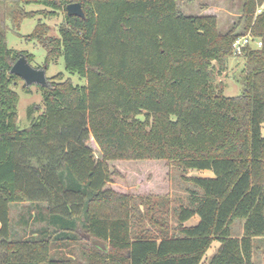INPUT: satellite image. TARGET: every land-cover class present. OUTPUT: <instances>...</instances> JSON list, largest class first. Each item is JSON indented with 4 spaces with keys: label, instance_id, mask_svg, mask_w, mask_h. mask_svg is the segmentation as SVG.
<instances>
[{
    "label": "trees",
    "instance_id": "1",
    "mask_svg": "<svg viewBox=\"0 0 264 264\" xmlns=\"http://www.w3.org/2000/svg\"><path fill=\"white\" fill-rule=\"evenodd\" d=\"M73 2L82 3L83 17L68 13ZM178 2L0 0V264H78L53 248L78 241L80 227L91 237L85 264H261L264 0L243 1V33L237 25L221 33L215 15H185ZM29 3L43 4L47 17L64 12L59 36L46 23L27 36L47 50L46 66L62 56L66 70L87 82L63 72L50 78L40 85L45 112L37 117L30 106V125L21 128L15 86L22 78L11 69L22 54L30 62L35 56L9 48L5 21L18 28L36 13L23 10ZM247 33L262 46L235 55L233 43ZM239 56L243 90L227 96L214 83L215 69ZM139 160L214 176L189 178L190 201L174 209L170 225L169 193L110 186L122 176L113 165ZM13 204H28L23 231L13 223ZM31 222L40 226L26 236Z\"/></svg>",
    "mask_w": 264,
    "mask_h": 264
},
{
    "label": "rangeland",
    "instance_id": "2",
    "mask_svg": "<svg viewBox=\"0 0 264 264\" xmlns=\"http://www.w3.org/2000/svg\"><path fill=\"white\" fill-rule=\"evenodd\" d=\"M244 0H179L178 7L181 13L185 15H215L218 19V30L221 33H226L234 25H237V32H244V21L240 20L242 16V6ZM22 8L26 12H36L34 16H26L20 21L17 28L10 18L5 21L6 40L11 50L15 52H29L34 54V60L31 63L33 67L44 68L46 66L47 50L42 44L36 40H29L28 35L33 33L39 23H46L50 26L49 35L59 36V25L64 20V12L60 11L56 15L47 17L40 11L46 7L40 3L23 4ZM260 13V12H259ZM258 13V14H259ZM245 59L243 56L232 57L229 59L227 68L222 72L215 69L214 83H222L224 86V93L227 96H238L242 93L243 87L239 82L240 75L244 68ZM63 72L65 79L71 78L75 84H86V78L78 74H72L66 70L65 61L62 56L57 57L51 61L46 70L47 78L50 79L56 74ZM26 82L22 79L15 86V89L20 95L18 102V124L21 128H27L30 125L28 117L29 107H37L34 109V115L39 116L45 112V104L39 84H32L28 86L30 92L25 91ZM144 113L140 117H144ZM160 160H139L136 161L141 164H123L120 166L113 165L117 169L122 170V176L116 177L114 182L110 185L114 189L129 193H169L166 198L167 204L163 207L169 212L168 219L170 225H176V217L174 209L182 204H188L190 201V189L194 188L189 178L192 176L213 177L212 170L200 169H182L176 165H169L166 162L152 164ZM162 161V160H161ZM116 162V161H112ZM144 163V164H142ZM147 163V164H145ZM28 204L12 205L11 217L13 223L18 226L20 215L25 213ZM198 220V218H195ZM40 224H32L27 231L26 236H31L33 230H37ZM146 227H151L149 220H147ZM234 229L242 232V223L238 222ZM21 231H23L21 229ZM80 239L78 241H60L59 245H54L53 253L56 257H66L74 259L75 263L85 264L88 260V251L90 239L86 232L80 227L78 230ZM85 237L88 239L86 240ZM218 245L216 242L213 245ZM108 245V244H107ZM109 247V246H108ZM262 249V248H261ZM260 254V263H264V248ZM213 252L211 248L206 256H210Z\"/></svg>",
    "mask_w": 264,
    "mask_h": 264
},
{
    "label": "water",
    "instance_id": "3",
    "mask_svg": "<svg viewBox=\"0 0 264 264\" xmlns=\"http://www.w3.org/2000/svg\"><path fill=\"white\" fill-rule=\"evenodd\" d=\"M67 10L71 15H79L82 17L85 15L81 2H73L68 4ZM46 70L47 66L44 68L33 67L26 55L22 54L12 66L11 72L22 78L26 82L27 86H30L34 83L47 86L49 84V79L47 78ZM88 238H91L90 235H88ZM92 242L95 246L100 247L102 250H108V245L106 242L96 239L92 240Z\"/></svg>",
    "mask_w": 264,
    "mask_h": 264
},
{
    "label": "built area",
    "instance_id": "4",
    "mask_svg": "<svg viewBox=\"0 0 264 264\" xmlns=\"http://www.w3.org/2000/svg\"><path fill=\"white\" fill-rule=\"evenodd\" d=\"M262 11V8H258L256 14ZM262 41L259 38H255L251 33H247L239 36L233 43V49L235 55H241L244 51V48L247 46L252 47H261Z\"/></svg>",
    "mask_w": 264,
    "mask_h": 264
},
{
    "label": "crops",
    "instance_id": "5",
    "mask_svg": "<svg viewBox=\"0 0 264 264\" xmlns=\"http://www.w3.org/2000/svg\"><path fill=\"white\" fill-rule=\"evenodd\" d=\"M32 223V222H31ZM33 224V223H32Z\"/></svg>",
    "mask_w": 264,
    "mask_h": 264
}]
</instances>
